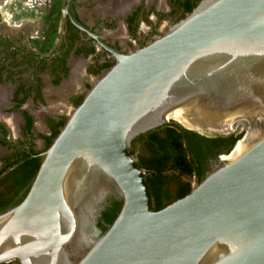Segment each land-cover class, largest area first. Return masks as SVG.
<instances>
[{"label":"water","instance_id":"95a60500","mask_svg":"<svg viewBox=\"0 0 264 264\" xmlns=\"http://www.w3.org/2000/svg\"><path fill=\"white\" fill-rule=\"evenodd\" d=\"M73 2L66 0L64 17L115 61L40 153L23 200L0 213V264H264V0H201L127 52L81 23ZM186 103L215 118L241 117L257 134L227 159L244 132L187 194L154 209L129 151L136 135L169 121L207 135L244 131L169 117ZM102 189L122 204L90 240L84 223Z\"/></svg>","mask_w":264,"mask_h":264},{"label":"flooded vegetation","instance_id":"af4514ba","mask_svg":"<svg viewBox=\"0 0 264 264\" xmlns=\"http://www.w3.org/2000/svg\"><path fill=\"white\" fill-rule=\"evenodd\" d=\"M35 1H37L36 3H39V6L41 7L40 9H43V11H45V9H47L52 4V10H54L52 15L55 13L58 14L59 11L57 7L59 6L61 0H33L31 2L35 3ZM86 1L99 3L100 9L102 10L101 14L93 19L94 24H91L82 18L78 12V6H85ZM182 1L184 0H74L73 5L75 15L81 23L99 34L109 45L121 51L127 52L145 45L156 36L167 31L172 25L179 21L181 19H179L181 11L176 10L172 3H181ZM200 1L201 0H197L196 5ZM65 4L66 0H64V7ZM45 6L47 8H44ZM64 7L62 11L61 25L59 26L60 39H56V30L48 34V38L50 40L49 42L45 43V46H47L49 43L54 45L55 42H58L54 52L47 55H37L32 49H27V47H22V44L16 45L14 43L13 48L19 51L16 52L12 57L9 56L4 59V68L0 70V87L4 84V82H10L13 83V88L9 92L5 87L0 89V93L2 91L5 93L3 98L0 97L2 99L0 103V137H3L6 141L5 144H0V150L5 151L4 153L0 154V169L3 168L7 161H11V158L8 155L11 153L12 147H10L8 144L18 145L20 142H27L29 140V137H26L22 130V127H25L26 125V119L23 116V112H26L32 119V123L30 125L31 140L33 143V148L38 150L40 155V153L44 151L42 150L44 147V140L40 137V135H50L51 127L54 126V124H57L61 119H65L66 121L71 109L75 107L74 101L78 98H83L85 92L90 88L94 79L105 71L101 70L99 73H95L92 71V69L95 70L97 65L108 60L113 62L115 61L114 58L109 53H107L106 50L101 48L91 37L74 26L68 18L64 17ZM188 13L189 12L185 13L184 16ZM33 18L34 16L32 11L31 19ZM117 21L122 23L125 34L129 39L128 44L125 41H120L118 39L111 40L103 33L105 30H112L115 32L118 29V26H120L118 24L119 22ZM116 22L117 26L114 27ZM71 25H73L77 30L73 29ZM140 31L143 33L142 36L139 35ZM72 32H74L73 35H77V37L76 40H74L73 46L71 48L69 40L71 39ZM89 44L92 45L93 52L86 54L84 49ZM78 50L80 51L76 53ZM24 55H33L38 58L46 57L49 59V61L46 63L47 66L44 68V70H39L37 65L31 66L30 63L26 62ZM77 58H83L85 60L88 59V61L83 64V67H80V65L76 64L78 68L76 67V70L73 71V75H77V77H75L76 81H81L83 88L70 93V96L67 99L68 106H70L69 112L61 113L59 110L55 111V108H48L50 111L47 109L45 113L40 114L41 112L33 107L37 105H43L44 103L46 104L44 91L47 90V88L44 78L50 80L49 83L51 85H59L63 82V80L70 79V73L72 72L71 67L72 63L74 62L73 59ZM60 59L64 60V68H66L65 72L60 69H54V72H52L53 67H56L55 63H57ZM14 62L17 63L14 64ZM79 69L80 71L78 72ZM25 73H27V75H25ZM55 75L59 77L57 83L54 82ZM81 77L83 78L81 79ZM36 80L40 81L39 88L41 98H35L34 91L32 90L24 102L15 108L18 100L24 96V92L19 91L16 95L17 99L14 98L16 91L19 90V86H21V84L23 85L22 90L33 88L36 84ZM29 102L32 103V105ZM28 103L31 105V108L28 107ZM9 116L14 119L13 124H10L7 120L6 117ZM226 124L228 123H224L223 125L227 126ZM1 127H3V130H1ZM37 127H44L45 131L37 130ZM38 142H41V145H38ZM5 157L10 159L8 160ZM8 170L9 167L6 168L4 173L8 172ZM111 192L112 191L109 189L98 190L93 197L94 205L91 210H89L92 232L87 233V238L90 240H95L99 234V229L96 226V213L100 207V204L104 202L105 198H107L108 194ZM84 228L87 229V226L85 225ZM85 229L84 232L86 231Z\"/></svg>","mask_w":264,"mask_h":264},{"label":"trees","instance_id":"16d2710c","mask_svg":"<svg viewBox=\"0 0 264 264\" xmlns=\"http://www.w3.org/2000/svg\"><path fill=\"white\" fill-rule=\"evenodd\" d=\"M176 1V0H175ZM179 1V0H178ZM197 0H184L181 3L173 2L172 5L176 10H180V18L185 13L190 12L196 5ZM71 27L77 30L73 25ZM71 34L70 45L73 46L77 35ZM0 70L4 68V59L13 56L19 50L13 48V44L2 38ZM80 50L76 51L78 53ZM84 52L92 53L93 47L89 44L85 47ZM26 62L30 65H37L39 70L46 68L49 59L46 57L38 58L33 55H24ZM42 62V63H41ZM17 62H14L16 64ZM113 61L108 60L92 69L93 72L99 73L113 65ZM54 64V63H53ZM54 69H60L65 72L64 60L60 59L55 63ZM55 74V73H53ZM59 77L55 75L54 82L57 83ZM40 81L36 80L33 88L23 89V85L19 86V91L24 92V96L18 100V107L34 91L35 98L40 99ZM82 100L78 98L74 101L75 106ZM26 119L25 127H22L23 133L29 137L27 142L17 144H8L12 147L11 153L8 155L11 161H7L2 169H0V213L6 209L17 205L23 200L27 194L30 185L40 165L42 156L39 151L33 148L30 125L31 117L23 112ZM65 119H61L57 124L51 127L50 135H40L44 140L45 150L58 134L64 125ZM3 130V127H1ZM244 131H232L228 134L207 135L196 130L184 128L174 121H169L157 128L136 135L130 143L129 151L136 158L138 165L144 170L148 184L150 186L154 209L176 200L187 194L192 189V180L198 183L208 171L211 170L213 164L218 157L231 152L235 144L242 138ZM245 138V137H244ZM243 140V139H242ZM6 141L0 137V144ZM6 158V157H5ZM6 158V159H10ZM9 167L8 172L4 171ZM122 204L121 198L111 192L96 213V226L99 229L97 237L102 235L112 224L118 214ZM1 264H18L17 260H11Z\"/></svg>","mask_w":264,"mask_h":264},{"label":"rangeland","instance_id":"374dc122","mask_svg":"<svg viewBox=\"0 0 264 264\" xmlns=\"http://www.w3.org/2000/svg\"><path fill=\"white\" fill-rule=\"evenodd\" d=\"M22 1V0H21ZM33 0H23V4L19 2L18 5H12L11 9L7 12H4L3 16L7 20L0 19V39L5 38L9 40L13 45L14 43L16 45L22 44V47H27V49H32L34 53L37 55L43 54H51L55 51V48L57 47L58 42H55L54 45H51L52 43H49L47 46H45L46 42H49L48 34L51 32H54L57 30V40L60 39V28L61 25V18H62V11L64 7V0H61L58 9V14L55 13L52 15L54 10H52V4L47 8V4L43 9L41 10L39 3L31 2ZM54 1V0H50ZM31 2V3H30ZM85 6H78V12L81 15L82 18L87 20L89 23L94 24L93 19L96 18L101 14V9L99 3L96 2H85ZM11 5V3H9ZM33 11L34 18L31 19V12ZM42 11V13H41ZM56 12V11H55ZM56 15V17H55ZM1 16V17H3ZM58 17V18H57ZM10 22H12L10 24ZM118 24V29L113 32L112 30H105L103 33L108 37L109 39L113 40H120L125 41L127 44L129 43L128 36L125 34L124 28L122 26V23L120 21ZM116 25L114 27L117 26ZM143 28V26H142ZM139 35L142 36L143 33L140 31ZM48 38V39H47ZM3 41H0V57L2 55V43ZM72 63V74L70 73V79H65L63 82L59 85H51L47 78H44L46 88L47 90L44 91V97L46 99V104L43 105H37L33 108L36 110H39L43 114L48 108H55L56 110H59L61 113H68L70 110V106H68L67 99L70 96V93L74 91H78L83 88V84L81 81H76L77 75H73V71L76 70L77 65H80V67H83V64H85L87 60L83 58H77L73 59ZM77 64V65H76ZM80 69L78 70V72ZM77 73V72H76ZM27 75V73H25ZM73 75V76H72ZM83 77H81L82 79ZM5 87L7 91L9 92L13 88V83L10 82H4V84L0 87ZM30 103V102H29ZM27 104L29 108H31L32 103ZM48 111H50L48 109ZM244 127H248L247 123H243ZM37 130L45 131L44 127H37ZM38 145H41V142H38ZM235 149L230 154L233 158L235 155H237V152L235 153ZM4 150H0V154L4 153ZM196 183H194L195 185ZM192 185V187L194 186ZM97 201V200H96ZM92 203H94V200L92 199ZM94 205V204H93ZM90 214V213H88ZM87 214V222L85 221L84 226H87V229H85V235L87 236V233H91V219L89 215ZM89 217V218H88ZM83 229V230H84Z\"/></svg>","mask_w":264,"mask_h":264},{"label":"bare ground","instance_id":"6f19581e","mask_svg":"<svg viewBox=\"0 0 264 264\" xmlns=\"http://www.w3.org/2000/svg\"><path fill=\"white\" fill-rule=\"evenodd\" d=\"M116 4V3H115ZM118 8V7H117ZM4 91H2L0 93V97H4ZM259 97V100L261 101V105L262 107L264 108V90L261 91L259 94H258ZM1 98H0V103H1ZM4 100V99H3ZM1 105V104H0ZM262 108V110H263ZM245 110V109H244ZM244 110H242L241 112L242 113H246ZM191 115H195L197 116L198 118H201L203 119V121H206L207 123L210 122V125H208L209 127L208 128H218L219 125H223L224 123H228L226 124L227 126H224L226 127V129H229V130H235L237 127H241L244 129V131L246 132V135H245V138L243 140H240L236 146H235V153L237 152L240 153L242 151V149L245 147V145L247 144L248 140L252 137V136H255L257 134V132L255 131L254 129V126L251 125L250 127H244L243 126V118L241 117H233V114L231 115H226L225 117H222L221 119L219 118H215L212 113H210L209 111H196L194 106H192V104L190 103H186L184 105H181L179 108L173 110L170 112L169 114V117H175L177 119H180L184 124L186 125H189V126H192L194 125L193 121L189 118ZM235 116V115H234ZM245 116V115H244ZM243 117V116H242ZM7 120L9 121L10 124H13L14 122V119L12 117H6ZM256 132V133H255ZM242 142V143H241ZM245 142V143H244ZM234 154V153H232ZM236 156V155H235ZM227 159H231V155L227 156L226 157ZM78 241L74 243V247L76 249H78Z\"/></svg>","mask_w":264,"mask_h":264},{"label":"crops","instance_id":"0c3cea01","mask_svg":"<svg viewBox=\"0 0 264 264\" xmlns=\"http://www.w3.org/2000/svg\"><path fill=\"white\" fill-rule=\"evenodd\" d=\"M19 2L23 4V0L22 1L21 0H0V19H2V21L7 20L4 18L3 13L9 11L12 5H18ZM9 3H11V5H9ZM11 23L12 22H10V24Z\"/></svg>","mask_w":264,"mask_h":264},{"label":"built area","instance_id":"2783aa9c","mask_svg":"<svg viewBox=\"0 0 264 264\" xmlns=\"http://www.w3.org/2000/svg\"><path fill=\"white\" fill-rule=\"evenodd\" d=\"M194 183H195V181H194V179L192 180V185H194Z\"/></svg>","mask_w":264,"mask_h":264}]
</instances>
